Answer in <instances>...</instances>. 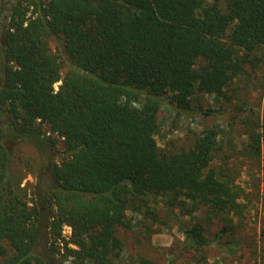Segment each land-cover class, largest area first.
I'll list each match as a JSON object with an SVG mask.
<instances>
[{
    "label": "trees",
    "instance_id": "16d2710c",
    "mask_svg": "<svg viewBox=\"0 0 264 264\" xmlns=\"http://www.w3.org/2000/svg\"><path fill=\"white\" fill-rule=\"evenodd\" d=\"M262 49L264 0H0V264H64L61 247L74 264H121L118 230L128 212L153 216L155 198L225 220L215 237L199 223L186 229L185 252L221 242L243 205L230 165L214 166L217 132L163 149L157 115L164 99L185 116L197 96L228 98ZM53 134L64 156L29 201L15 168L30 149L38 171ZM246 136L253 157L264 116Z\"/></svg>",
    "mask_w": 264,
    "mask_h": 264
},
{
    "label": "rangeland",
    "instance_id": "374dc122",
    "mask_svg": "<svg viewBox=\"0 0 264 264\" xmlns=\"http://www.w3.org/2000/svg\"><path fill=\"white\" fill-rule=\"evenodd\" d=\"M52 49L59 52L55 43H52ZM255 56L261 59L260 65L256 69H247L245 75L234 80L227 90L228 98L197 96L193 100V113L185 116L178 115L167 103L168 99H164L157 115L156 141L163 149L186 147L205 128H213L217 132L222 153L214 166L224 162L229 164L242 193L239 201L243 205V215L231 216L235 229L224 235L218 244L207 247L201 255L194 251L185 252L186 229L199 223L205 228L207 236L215 237L225 220L214 218L205 209H197L186 215L168 211L160 198H155L151 204L153 216L144 217L128 212L129 228L118 230L123 247L116 254L121 264H133L141 258L153 260L156 264H264V143L260 152L253 157L242 153L251 123L258 116H264V49L258 50ZM67 64L63 66L62 76L69 70ZM61 83L55 84L56 90ZM203 109L212 110L213 113L205 116ZM43 128L45 130L46 126ZM52 136L55 147L41 151L38 171L34 173L35 159L30 149L22 152V162H18L19 166L15 168L14 173L21 180V186L27 187L29 201L39 183L51 185L44 169L64 156L62 139L55 134ZM63 236L66 240L70 239V227H64ZM61 248L64 264H74L73 258Z\"/></svg>",
    "mask_w": 264,
    "mask_h": 264
}]
</instances>
